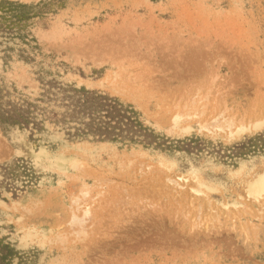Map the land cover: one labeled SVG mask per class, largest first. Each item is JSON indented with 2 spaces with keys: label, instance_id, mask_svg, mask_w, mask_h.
I'll return each instance as SVG.
<instances>
[{
  "label": "rangeland",
  "instance_id": "obj_1",
  "mask_svg": "<svg viewBox=\"0 0 264 264\" xmlns=\"http://www.w3.org/2000/svg\"><path fill=\"white\" fill-rule=\"evenodd\" d=\"M5 1L42 4L0 38L3 103L102 91L154 141L0 125L12 264H264V0Z\"/></svg>",
  "mask_w": 264,
  "mask_h": 264
},
{
  "label": "trees",
  "instance_id": "obj_2",
  "mask_svg": "<svg viewBox=\"0 0 264 264\" xmlns=\"http://www.w3.org/2000/svg\"><path fill=\"white\" fill-rule=\"evenodd\" d=\"M18 2H0V38L33 41L23 32L24 23L33 15V7ZM25 60L24 50H19ZM8 92L0 87V125L18 126L21 129L44 130L49 121L64 131L68 139H91L97 142L153 143L151 131L138 120L130 105L98 90L62 84L55 80L44 81L38 97L3 103ZM54 107L61 111L56 112ZM149 139V140H147ZM7 171V167L4 168ZM17 253L11 244L0 240V264H12Z\"/></svg>",
  "mask_w": 264,
  "mask_h": 264
},
{
  "label": "bare ground",
  "instance_id": "obj_3",
  "mask_svg": "<svg viewBox=\"0 0 264 264\" xmlns=\"http://www.w3.org/2000/svg\"><path fill=\"white\" fill-rule=\"evenodd\" d=\"M199 101V100H198ZM261 108V107H260ZM214 110V109H213ZM201 113V112H200ZM248 115V114H247ZM217 116H219L218 114H217ZM244 117V116H243ZM187 118V117H186ZM228 119V118H227ZM219 120V119H218ZM212 121V120H211ZM210 121V122H211ZM213 121H215V119L213 120ZM248 121V120H247ZM217 122V121H216ZM220 122V121H219ZM226 123H227V121H225ZM261 122V121H260ZM263 122V121H262ZM224 124L223 123V125L221 124V122H220V124L219 125H217L216 124V127L217 126H221L220 128L222 129V127L223 128H225L226 126L225 125H230L228 128L230 129L233 125H232V123L231 122H229V123H231V124H229V123H227V124ZM212 124V123H211ZM258 124V123H257ZM212 126V125H211ZM209 127V126H208ZM242 127V126H241ZM240 127V128H241ZM262 127V126H261ZM205 128H207L206 126H205ZM254 128H256L255 127V125L253 126V128H251V129H254ZM215 130V129H214ZM212 131H213V129H212ZM229 131V130H228ZM230 131H232L233 132V130H231L230 129ZM231 132V133H232ZM233 136V135H232ZM251 191H252V194L253 195H264V175L263 176H261L259 179H258V181L252 186V189H251Z\"/></svg>",
  "mask_w": 264,
  "mask_h": 264
}]
</instances>
